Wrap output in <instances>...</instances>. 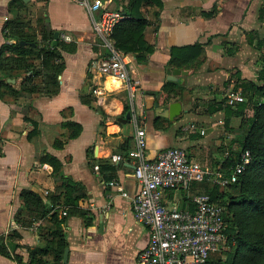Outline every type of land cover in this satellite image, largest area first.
Returning <instances> with one entry per match:
<instances>
[{"label":"crops","instance_id":"1","mask_svg":"<svg viewBox=\"0 0 264 264\" xmlns=\"http://www.w3.org/2000/svg\"><path fill=\"white\" fill-rule=\"evenodd\" d=\"M10 1L0 0V49L14 42L5 37L3 28L16 13L32 26L41 15L58 30V39L73 44V49L61 51L64 67L57 75L56 93L32 91L15 96L0 86V237L7 252H0V264H30V250L44 249L52 239L56 217L64 219L60 229L66 241L64 251L68 248L65 264H137L139 252L148 244L149 229L135 220L129 199L138 183L133 176L134 160L126 156L133 146L134 125L131 115L120 120L129 111L124 110L128 93L119 80L110 82L112 77L101 75L93 65L101 48L93 35L90 14L80 0H22L25 6L19 9L10 7ZM125 2L110 0L109 6L120 11ZM161 2V6H141L148 20L143 31L145 45L150 49L124 55L130 77L139 87L133 104L145 129L147 158L178 146L212 173L210 179L192 183L188 190L163 192L166 206L192 210L189 196L206 192L217 173H226L225 152L239 148L241 131L230 130L234 119L226 116L224 96L235 90L237 64H247L248 56L242 57V52L247 38L250 42L258 31L254 26L263 23L258 11L264 0ZM195 44L199 49H184ZM174 48L177 55L172 57ZM197 50L198 56L188 62L186 56ZM172 69L186 71L177 85H169L172 80L166 78ZM7 79L11 78L5 80L15 89L20 88V76ZM33 80L38 82L40 76ZM172 101L181 106L172 119L155 114L156 103ZM70 122L80 126L72 138L69 135L75 126ZM191 122L196 123V130L186 129ZM114 154L125 159L115 162ZM49 155L61 163L55 177L48 161L41 160ZM67 179L80 185L74 193H84L77 208L63 201ZM110 181L121 185L129 197ZM28 191L44 200L50 208L46 215H29L23 200ZM42 258L51 263L53 252L49 250Z\"/></svg>","mask_w":264,"mask_h":264},{"label":"trees","instance_id":"2","mask_svg":"<svg viewBox=\"0 0 264 264\" xmlns=\"http://www.w3.org/2000/svg\"><path fill=\"white\" fill-rule=\"evenodd\" d=\"M125 3L126 5L120 11L130 17L116 23L112 36L117 48L123 53L131 51L140 55L141 51L150 49L145 45L143 31L148 20L143 15L141 6L153 5L152 3L161 6L162 2L161 0H126ZM9 4L10 7L17 9L25 6L22 0H11ZM157 13L158 10H156ZM258 19L264 23V5L259 8ZM3 29L5 37L14 42H6L0 49V86L10 90L15 96L32 91L56 93L59 87L57 75L64 67L61 51L72 50L73 44H65L57 39L56 45H52L55 29L41 15L36 20V26H32L30 20L23 19L19 13H16L5 22ZM21 40L26 43L20 44ZM253 42L259 50L262 67L255 80H248L239 85L245 101L238 102L234 106H224L226 116L234 119V122L229 125L230 130L236 128L241 131L238 136L239 148L232 150L223 164L225 169L228 168L226 173L235 164L241 151L248 150L251 159L235 182L222 188L219 184L213 183L206 190L212 201L224 207L226 244L233 246V249L226 251L225 255L221 251H219L221 254L212 253L207 264H264V38L256 40L252 37L249 43L253 44ZM199 47L200 45L195 44L184 49L194 50ZM175 51L174 48L172 57L177 55ZM198 54L199 50L190 57L186 56V60L191 62ZM37 59L40 60L39 65L34 63ZM38 75L40 80L35 82L33 79ZM19 76L21 77L19 89H15L5 80ZM109 81L120 83L112 78ZM168 83L177 85L173 81ZM239 86H235V89ZM128 109L129 104L125 103L124 110ZM69 124L75 126L69 135L72 138L79 133L80 126L75 122ZM46 156L41 157V160L48 161L52 168V175L55 177L57 173H60L61 163L54 156L49 155L48 158ZM66 181V195L63 201L77 208L78 199L84 193L82 191L74 193V190L81 188L80 185L70 179ZM23 200L29 215L44 216L50 211L40 195L33 191L25 192ZM82 212L85 211L82 210ZM63 221L64 219L55 218L56 227L50 230L53 237L44 249L37 252L30 250V264H65L63 252L66 241L60 229ZM49 250L53 252V260L51 263H46L42 255ZM0 252L7 253L2 237H0Z\"/></svg>","mask_w":264,"mask_h":264},{"label":"built area","instance_id":"3","mask_svg":"<svg viewBox=\"0 0 264 264\" xmlns=\"http://www.w3.org/2000/svg\"><path fill=\"white\" fill-rule=\"evenodd\" d=\"M80 3L90 14L93 35L101 48L99 58L93 62L96 71L119 80L128 93L134 134L133 146L126 156L134 160L133 176L138 183V190L129 199L135 220L149 229L148 244L139 252L137 264H207L210 255L227 241L224 207L212 201L206 192L189 196L194 204L193 210L168 207L162 197L165 190H188L194 181L210 179L212 173L178 146L166 147L155 158H147L145 129L137 120L133 104L138 83L130 77L125 55L117 48L112 36L116 23L128 16L112 9L110 0H80ZM242 101H245V97L240 90H229L224 96L225 105L234 106ZM196 128L194 122L186 126L189 130ZM204 131V128L200 129L201 134ZM225 154L229 156V152ZM112 159L118 162L124 160L125 156L114 154ZM250 159L248 150L241 151L228 173H217L216 178L210 181L221 186L235 182ZM109 184L121 190L123 196L129 197L116 181ZM62 212L66 214V209Z\"/></svg>","mask_w":264,"mask_h":264},{"label":"rangeland","instance_id":"4","mask_svg":"<svg viewBox=\"0 0 264 264\" xmlns=\"http://www.w3.org/2000/svg\"><path fill=\"white\" fill-rule=\"evenodd\" d=\"M37 11L38 10H36V12ZM34 12H35V9L32 10V13H34ZM39 12L40 11H38V13ZM254 27L257 28L258 31L253 34V37L256 40L263 39L264 38V33H263L264 32V23L258 24V26L256 25ZM246 36H248V35H246ZM245 43H246V45H245L246 50L245 51L243 50L242 57H244L245 55L248 56V58L246 60L247 64L246 65L237 64L236 68H237L239 74L237 75L235 86H237V85L239 86L240 84H242L248 80H255V77H256L258 71L262 67L261 66V60L259 58V50L256 48L255 42H253V44H251V43H249L248 38H247ZM241 89L242 88L239 86L235 90L241 91ZM193 183H198V181H194ZM232 249H233V246H230L228 244H223L215 252L220 253L219 251H221L222 254L225 255L226 251L232 250ZM218 253H216V254H218ZM209 264H215V263H209Z\"/></svg>","mask_w":264,"mask_h":264},{"label":"water","instance_id":"5","mask_svg":"<svg viewBox=\"0 0 264 264\" xmlns=\"http://www.w3.org/2000/svg\"><path fill=\"white\" fill-rule=\"evenodd\" d=\"M24 2H28L29 0H23ZM59 36V32L58 30H55L53 33V39H52V45H56L57 43V39ZM26 42L24 40L20 41V44H25ZM32 45H34V43H30ZM186 74V71H182L180 69H172V70H167V79L168 80H172L178 83H181L183 81V75ZM7 80H11L14 81V79H7ZM180 103L177 101H172L168 104L165 105H160L159 103L155 104V114L158 116H162V117H166L169 119H172L176 114L179 113L180 111ZM130 116V112H126L125 117L121 118L120 120H125L126 118H128ZM67 255H68V248L65 249L64 253H63V261L66 262L67 261Z\"/></svg>","mask_w":264,"mask_h":264}]
</instances>
